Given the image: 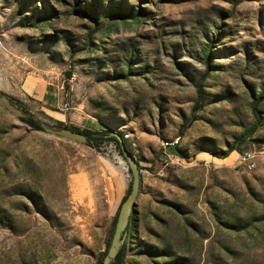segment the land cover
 <instances>
[{"label":"rangeland","instance_id":"1","mask_svg":"<svg viewBox=\"0 0 264 264\" xmlns=\"http://www.w3.org/2000/svg\"><path fill=\"white\" fill-rule=\"evenodd\" d=\"M28 78L73 109L47 111ZM0 92L43 127L127 141L142 182L124 264H264V0H0ZM132 178L115 142L50 136L0 103V264H97Z\"/></svg>","mask_w":264,"mask_h":264},{"label":"water","instance_id":"2","mask_svg":"<svg viewBox=\"0 0 264 264\" xmlns=\"http://www.w3.org/2000/svg\"><path fill=\"white\" fill-rule=\"evenodd\" d=\"M0 103L6 110L11 112L18 118H22L26 116L24 111L21 110L19 107H17L11 101L9 96L1 92H0ZM43 131L50 136L64 138L82 144L88 143L87 135L81 132L74 131L70 128L58 129L55 127H43ZM110 135L118 138L121 145L122 154L127 161L128 168L133 178L131 182L130 191L120 206L116 219V224L114 227L113 236L111 239V244L108 252L106 253L103 259L102 264H112L113 262H115L118 254L125 245L127 238V229L131 223L133 215L136 212V208L138 205L139 196L141 192V182H142L139 163L136 160L135 156L133 155L132 150L129 144L127 143V141L118 133L113 132Z\"/></svg>","mask_w":264,"mask_h":264},{"label":"trees","instance_id":"3","mask_svg":"<svg viewBox=\"0 0 264 264\" xmlns=\"http://www.w3.org/2000/svg\"><path fill=\"white\" fill-rule=\"evenodd\" d=\"M97 4H98V2L95 1V2H93L92 5L97 6ZM89 8L90 7H87L85 9V12H87V14H89L95 21L98 22L99 17H98L97 7L95 9H89ZM108 15H109V17H112V18H121V19L127 20L130 18L138 17V15H140V12L136 13L135 9L133 7L131 8V7H124V6H117V7L109 9ZM198 87H199V92L202 95L204 92L202 82H200L198 84ZM262 100H264V92L258 98L257 103H259ZM20 119L22 121L26 122L33 129L43 130V126L38 119H35L33 117L29 118L27 116L22 117ZM259 125H260V119L257 118L256 122L241 135V137L238 139L237 142L238 143H248L249 138L258 129ZM55 128H58V129L70 128L74 131L81 132V133L87 135L88 136L87 145H89L93 148H97V149L100 148L104 142H115L117 147L121 150V145H120L118 138L110 135L111 133L114 132V130H112V129L105 128V129H103V131H95V130L88 129V128L80 129L77 127H68V126H60V127H55ZM234 150H237V147H232L229 151H227L226 153H223V154L216 153L215 156H217L219 158H227ZM139 168L141 169L140 164H139ZM0 217H2L1 214H0ZM116 219L114 221V227L116 224ZM135 227H136V223H135V220L132 218L131 223L127 229V237H130L133 235L134 231L136 230ZM109 247H110V245L106 248L105 252L102 254V256L98 260L97 264H102L103 259L109 250ZM126 251H127V243L125 242V245L123 246L120 253L118 254L117 259L112 264H124Z\"/></svg>","mask_w":264,"mask_h":264},{"label":"crops","instance_id":"4","mask_svg":"<svg viewBox=\"0 0 264 264\" xmlns=\"http://www.w3.org/2000/svg\"><path fill=\"white\" fill-rule=\"evenodd\" d=\"M35 80L36 82L34 81V78H28L26 81L25 90L30 96H32L33 98H36L37 100L47 105L49 107L47 108V111L48 110L50 111V107L51 108L58 107L60 106V103L63 104L65 102L63 92L59 88L49 86L48 84L45 85L41 83V81L37 79ZM60 115L61 117H54V118H57V120L62 121V122L65 121L67 115L63 113H60ZM71 118L73 119V116ZM83 121L85 120L83 119ZM89 122L93 123V121H89ZM89 122L85 121V123L87 124Z\"/></svg>","mask_w":264,"mask_h":264},{"label":"built area","instance_id":"5","mask_svg":"<svg viewBox=\"0 0 264 264\" xmlns=\"http://www.w3.org/2000/svg\"><path fill=\"white\" fill-rule=\"evenodd\" d=\"M59 110L63 113L70 112L73 107L68 102L65 101L61 106L58 107ZM173 143H165V149H172ZM168 160L172 162H184V158L180 157L179 155H167ZM256 161H257V153L255 151H246L240 155V162L242 165H244L246 168L252 170L254 167H256Z\"/></svg>","mask_w":264,"mask_h":264},{"label":"bare ground","instance_id":"6","mask_svg":"<svg viewBox=\"0 0 264 264\" xmlns=\"http://www.w3.org/2000/svg\"><path fill=\"white\" fill-rule=\"evenodd\" d=\"M165 143H173L172 144V149H175L178 145H179V143H180V138L178 137V138H176V139H174V140H171V141H164V146H165ZM124 164V163H123ZM125 165V164H124ZM255 168V167H254Z\"/></svg>","mask_w":264,"mask_h":264}]
</instances>
